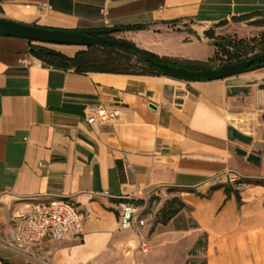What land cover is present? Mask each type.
<instances>
[{
    "label": "crops",
    "instance_id": "crops-1",
    "mask_svg": "<svg viewBox=\"0 0 264 264\" xmlns=\"http://www.w3.org/2000/svg\"><path fill=\"white\" fill-rule=\"evenodd\" d=\"M0 17L78 30L144 25L112 34L177 63H208L216 36L264 32V0H0ZM32 43L0 35V264L104 261L140 239L120 228V204L167 187L183 190L197 227L170 223L162 232L166 242L192 234L195 243L202 233L208 262L264 264V185L241 186L240 205L223 187L231 173L264 180V94L258 93L264 68L215 80L80 74L36 58ZM60 50L73 55L79 49ZM97 104L118 108L119 117L90 123ZM52 198L79 207L83 238L7 247L14 210Z\"/></svg>",
    "mask_w": 264,
    "mask_h": 264
},
{
    "label": "trees",
    "instance_id": "trees-1",
    "mask_svg": "<svg viewBox=\"0 0 264 264\" xmlns=\"http://www.w3.org/2000/svg\"><path fill=\"white\" fill-rule=\"evenodd\" d=\"M144 25H126L117 29L101 28L89 29L94 31V36L106 39H118L125 42L129 40L116 38L113 36L115 30H139ZM106 29L109 32L99 34L96 31ZM74 31H86L78 29H70ZM209 33V31L207 32ZM136 45L134 42L129 41ZM215 53L208 63L188 61L186 63H177L170 58L160 57L159 55L142 48L122 47L117 43L104 40L98 43L82 46L73 55H68L61 50L52 48L47 43H32L30 52L36 58L43 62L63 69H72L76 73L86 74L89 72H105L117 74L131 75H166L162 70L153 66L147 58L171 64L177 67H183L188 70H205L209 69L211 64H228L241 61H249L250 65L246 71L264 68V32L260 33V37L240 38L237 35H220L216 36L214 43ZM259 46L260 51L255 52V48ZM252 53V54H249ZM135 57V60H134ZM215 61H219L216 63ZM140 63L141 65H139ZM192 80V79H185ZM248 182L264 185V180L247 181L241 183L224 184V191L227 197L234 194L238 204H241L240 188ZM139 199L130 202H138ZM187 206L182 197H174L167 201L160 211L159 222L166 225L178 216Z\"/></svg>",
    "mask_w": 264,
    "mask_h": 264
},
{
    "label": "built area",
    "instance_id": "built-area-1",
    "mask_svg": "<svg viewBox=\"0 0 264 264\" xmlns=\"http://www.w3.org/2000/svg\"><path fill=\"white\" fill-rule=\"evenodd\" d=\"M118 108L108 109L104 105H95L89 115L90 123H105L119 117ZM244 178L231 173L229 182H243ZM107 193V192H106ZM138 207L124 201L120 204V228L132 230L140 237L143 251H148V224L140 218ZM12 231L5 244L9 248H26L44 239L53 241H79L84 236V216L79 207L68 198H52L49 200H32L25 209L16 208L12 216Z\"/></svg>",
    "mask_w": 264,
    "mask_h": 264
},
{
    "label": "rangeland",
    "instance_id": "rangeland-1",
    "mask_svg": "<svg viewBox=\"0 0 264 264\" xmlns=\"http://www.w3.org/2000/svg\"><path fill=\"white\" fill-rule=\"evenodd\" d=\"M255 37H260V34ZM47 44L57 50L63 47H75L78 49L82 47L78 45ZM258 51H260L259 46L255 48V52ZM215 62L218 63L219 61ZM138 64L141 65L140 63ZM258 93L264 94V91H259ZM259 97V94L254 97L253 102L255 106H259V102L261 101ZM182 192L183 190L181 188L167 187L163 191H154L146 198L139 199L138 202H135V205L139 209L138 214L140 218L145 219L148 224V251H143L139 239L127 243L120 249L110 251L105 255L104 261L94 262L92 264H219L215 261L208 262L206 234L201 233L196 235L195 243L192 234L186 235L175 242H166L162 238V232H164L165 227L170 223L174 227L186 228L187 230L197 227L196 221L190 214V209L185 210L187 206L181 211L179 216H176L168 224L164 225L159 222L160 211L166 202L174 197H181Z\"/></svg>",
    "mask_w": 264,
    "mask_h": 264
},
{
    "label": "water",
    "instance_id": "water-1",
    "mask_svg": "<svg viewBox=\"0 0 264 264\" xmlns=\"http://www.w3.org/2000/svg\"><path fill=\"white\" fill-rule=\"evenodd\" d=\"M99 34L108 33L106 29L96 31ZM94 31H74L70 29L62 28H49L42 26L28 25L21 22L13 21L0 17V35L16 36L21 38H27L32 41L51 44H66V45H78L86 46L93 43H98L104 40H110L122 47H130L137 49L138 46L132 44L129 41H119L118 39H106L102 37L94 36ZM148 61L156 68L162 70L166 75L180 78V79H192V80H215L224 79L246 71V68L250 65L249 61H241L236 63H228L219 65L217 68L205 69V70H188L183 67H177L171 64L162 63L152 58H147ZM241 90V87H233L234 92ZM264 119V114H263ZM229 137L234 139L235 130L233 127L229 129ZM242 140L251 141L250 136H242ZM241 155H247L249 159L258 160L259 157L255 153H248L242 148L237 149Z\"/></svg>",
    "mask_w": 264,
    "mask_h": 264
}]
</instances>
